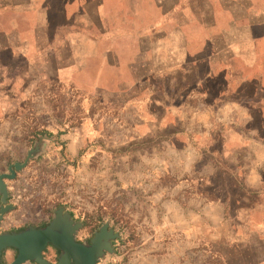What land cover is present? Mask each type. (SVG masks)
<instances>
[{
	"label": "crops",
	"instance_id": "obj_1",
	"mask_svg": "<svg viewBox=\"0 0 264 264\" xmlns=\"http://www.w3.org/2000/svg\"><path fill=\"white\" fill-rule=\"evenodd\" d=\"M10 121L120 139L114 192L152 264H264V0H0Z\"/></svg>",
	"mask_w": 264,
	"mask_h": 264
},
{
	"label": "rangeland",
	"instance_id": "obj_2",
	"mask_svg": "<svg viewBox=\"0 0 264 264\" xmlns=\"http://www.w3.org/2000/svg\"><path fill=\"white\" fill-rule=\"evenodd\" d=\"M56 101V111L60 115L66 106L62 99ZM40 109L47 111L42 106ZM77 109L75 107L74 111L79 113ZM37 117L35 122L40 126L42 120ZM9 124L8 128L0 126V174H9V167L15 164L23 163L24 166L16 171L14 179L4 182L9 192L7 204L12 208L3 215L0 233L11 229L44 228L62 207L63 213L69 214L78 224L75 240L79 243L89 244L104 225L114 232L111 251H105L97 264H132L135 259L152 264L142 250L145 230L125 211L128 197L120 198L114 192L112 179L117 176L114 166L118 163H113L112 159L118 155L113 153L119 145L118 137L110 135L98 138V142L95 138L86 142L76 137L69 140L36 138L30 131L21 134L18 123L10 121ZM23 125L28 129L35 126L32 119ZM170 159L174 161L177 157L174 155ZM152 166L151 176L157 178V167ZM131 172L137 171L132 169ZM128 176L125 171L123 177L127 179ZM172 176H176V172ZM44 257L48 258L49 252H45Z\"/></svg>",
	"mask_w": 264,
	"mask_h": 264
},
{
	"label": "water",
	"instance_id": "obj_3",
	"mask_svg": "<svg viewBox=\"0 0 264 264\" xmlns=\"http://www.w3.org/2000/svg\"><path fill=\"white\" fill-rule=\"evenodd\" d=\"M23 163L9 167V174H0V221L2 215L12 207L7 204L9 192L5 180H12L16 171L23 167ZM78 224H75L70 215L63 213L62 207L56 211L52 221L44 228L30 227L20 233H6L0 235V255L5 248H14L17 255L9 264H48L43 258V251L51 245L60 252L57 264H97L103 253L110 252V240L115 238L114 232L108 230V225L100 228L89 244L75 240Z\"/></svg>",
	"mask_w": 264,
	"mask_h": 264
},
{
	"label": "flooded vegetation",
	"instance_id": "obj_4",
	"mask_svg": "<svg viewBox=\"0 0 264 264\" xmlns=\"http://www.w3.org/2000/svg\"><path fill=\"white\" fill-rule=\"evenodd\" d=\"M44 227H46V226H44ZM36 228L39 229V228H43V227H36ZM20 229H21V228H20ZM20 229H11V230H8V231L5 230V231H2L0 234H2V233H4V232H7V233H11V234H13V233L19 232ZM49 247H50V248L54 251V253L56 254L55 257L58 258L60 252H59L58 250H56L54 247H52L51 245H47V247H46V249L43 251V253L47 252V250H48ZM43 255H44V254H43Z\"/></svg>",
	"mask_w": 264,
	"mask_h": 264
},
{
	"label": "trees",
	"instance_id": "obj_5",
	"mask_svg": "<svg viewBox=\"0 0 264 264\" xmlns=\"http://www.w3.org/2000/svg\"><path fill=\"white\" fill-rule=\"evenodd\" d=\"M43 134H46V133H43V132H34V133H33V137L35 136V137L37 138V137H39V135H43ZM21 230H25V229L21 228V229L19 230V232H20Z\"/></svg>",
	"mask_w": 264,
	"mask_h": 264
}]
</instances>
